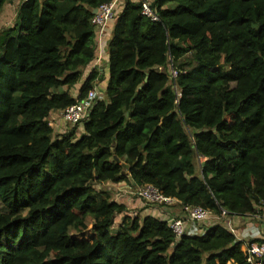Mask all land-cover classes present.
I'll return each mask as SVG.
<instances>
[{
    "label": "trees",
    "instance_id": "obj_1",
    "mask_svg": "<svg viewBox=\"0 0 264 264\" xmlns=\"http://www.w3.org/2000/svg\"><path fill=\"white\" fill-rule=\"evenodd\" d=\"M111 1L23 0L0 31V264H249L224 226L178 240L105 187L152 185L182 212H258L264 0H154L157 22L142 0H124L106 94L82 136L79 125L56 135L50 115L100 78L93 70L80 85L96 57L95 10Z\"/></svg>",
    "mask_w": 264,
    "mask_h": 264
},
{
    "label": "crops",
    "instance_id": "obj_2",
    "mask_svg": "<svg viewBox=\"0 0 264 264\" xmlns=\"http://www.w3.org/2000/svg\"><path fill=\"white\" fill-rule=\"evenodd\" d=\"M18 1L20 4L23 0L22 1L18 0ZM149 1L153 3L154 0H149ZM119 8L120 9L123 8V0L119 1ZM115 23L116 21H113L108 25L105 32V38L103 40V44L101 43L99 45V43H97V37H96V45H97L96 57L92 62V64L84 70L83 78L80 82V85L85 83L86 79L89 78L93 70L100 71L101 72L100 78L95 82V86H96L95 88L101 94L105 93V89L108 82V56H109L108 44L112 38ZM79 88L80 86H77V88H74V90L72 91L76 98H78L79 96L78 95ZM49 119L51 125L54 128V132L56 135L64 133L65 131H67L69 127H72L63 122L61 117V112L52 113ZM78 130H80L81 132L78 133V136H82L84 133L83 127L81 126V128ZM128 184L125 182L118 185L127 187L129 186ZM108 185L110 186L111 189L114 190L112 196L115 199H118L124 205H126L129 214L132 216L139 215L142 218H145L146 216H153L165 221H170L172 218L179 216L181 218H184V220L186 221V233L190 235H201L205 231H207V229L219 224L224 226L229 231H231L235 235L238 242H241L243 244L242 250L244 253L246 252L247 249L246 247L250 242L264 241V220L253 218L251 215H246V216L218 215L217 216L215 214H212L211 217H209V219L204 222L192 223L191 221L187 220L186 217H184V214L181 211V207L178 206V202L172 208L151 205L141 201L133 203L128 201V196L125 194L121 199H119L118 198L119 195H117L118 192L116 185H112V184H108ZM137 209H139V211H137Z\"/></svg>",
    "mask_w": 264,
    "mask_h": 264
},
{
    "label": "built area",
    "instance_id": "obj_3",
    "mask_svg": "<svg viewBox=\"0 0 264 264\" xmlns=\"http://www.w3.org/2000/svg\"><path fill=\"white\" fill-rule=\"evenodd\" d=\"M119 1L120 0H112L109 3L102 4L92 19V24L95 26L96 30L97 43H99V45L101 43L103 44L108 25L117 18ZM142 2L143 14L150 17L155 22L160 21V17L152 3L149 0H142ZM171 66L172 65H170V78L174 90L178 91L176 85L178 73ZM100 94L101 93L95 88V90L90 91L83 99H80L77 103L62 111L61 117L63 122L72 127H76L77 125H79V127L83 126L96 103L98 95ZM130 191H136L135 195L139 196L140 199L147 204L172 208L177 203L175 199L165 196L158 188L152 185L137 187ZM183 214L184 217L192 223L204 222L212 215L211 212L205 209L192 208L189 206L183 208ZM223 215L230 214L224 211ZM251 216L253 218L264 220V203L258 208V212ZM167 222L178 240L186 234V221L184 218L178 216ZM246 248L245 255L249 264H264V241H252Z\"/></svg>",
    "mask_w": 264,
    "mask_h": 264
},
{
    "label": "rangeland",
    "instance_id": "obj_4",
    "mask_svg": "<svg viewBox=\"0 0 264 264\" xmlns=\"http://www.w3.org/2000/svg\"><path fill=\"white\" fill-rule=\"evenodd\" d=\"M123 2H124V0H123ZM18 4H19V1L18 0H7L6 4L4 5V8H3V10H2V12L0 14V31L3 30V29H6V28H9V27L13 26V24L15 22V19H16L17 7L19 6ZM118 9L121 10L119 8V3H118ZM80 128L81 127H79L78 129H80ZM69 129H71V127H69L67 129V131ZM77 131H78L77 133L80 132V130H77ZM123 183H125V182H123ZM122 185H120V186L118 184L116 185L117 192H118V193L117 192L116 193H117V195H119V197H118L119 199H121L123 197V195L125 194V195L128 196V201H130V202H133V203H136L138 201L144 202V201H142L140 199L139 196L135 195L136 194V191H130L131 190L130 184H128L129 185V186H127L128 188L126 186H122ZM119 187H120V189H119ZM95 188L99 191V190L103 189V186L100 185V184H97V185H95ZM105 188L108 189V190H110L111 193L114 192V190L111 189L108 184L106 185ZM113 199L116 200L114 197H113ZM137 211H139V209H137ZM120 221H121V216H119L116 219V224H115L116 227L121 223ZM86 234H84V235H86ZM81 235L83 236V234H81Z\"/></svg>",
    "mask_w": 264,
    "mask_h": 264
},
{
    "label": "water",
    "instance_id": "obj_5",
    "mask_svg": "<svg viewBox=\"0 0 264 264\" xmlns=\"http://www.w3.org/2000/svg\"><path fill=\"white\" fill-rule=\"evenodd\" d=\"M95 13H97V10H95ZM106 93H104V95H105ZM145 147V146H144Z\"/></svg>",
    "mask_w": 264,
    "mask_h": 264
}]
</instances>
